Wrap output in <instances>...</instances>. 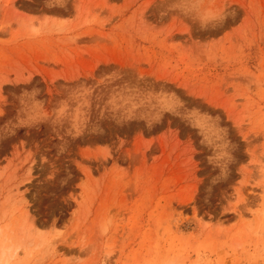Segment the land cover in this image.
Here are the masks:
<instances>
[{"label": "rangeland", "instance_id": "obj_1", "mask_svg": "<svg viewBox=\"0 0 264 264\" xmlns=\"http://www.w3.org/2000/svg\"><path fill=\"white\" fill-rule=\"evenodd\" d=\"M0 264H264V0H0Z\"/></svg>", "mask_w": 264, "mask_h": 264}]
</instances>
